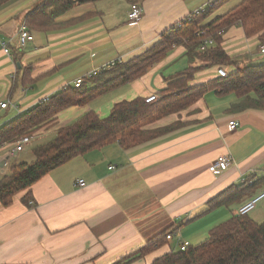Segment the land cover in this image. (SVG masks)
I'll return each instance as SVG.
<instances>
[{
  "label": "crops",
  "instance_id": "obj_1",
  "mask_svg": "<svg viewBox=\"0 0 264 264\" xmlns=\"http://www.w3.org/2000/svg\"><path fill=\"white\" fill-rule=\"evenodd\" d=\"M42 1L17 0L0 10V105L9 103L8 109L0 108V128L90 71L142 55L165 31L212 0H105L77 6L58 19L77 23L34 32V40L22 48L24 15ZM134 3L143 8L137 25L128 16ZM263 44L258 37L246 38L239 26L224 37L232 57L242 49L254 57ZM14 53L22 56L19 63ZM32 65L34 82L23 85V69ZM190 66L185 47L176 48L142 78L59 114L56 125L35 134L22 153L12 155L13 143L0 145V180L13 164L32 163V150L53 140L62 127L91 111L107 117L118 102L160 94L169 79ZM218 68L197 74L191 85L216 79ZM235 100L207 94L187 111L150 127L185 123L174 132L128 150L113 144L76 158L34 185L28 204L25 192L11 206L0 205V264H116L170 228L175 232L166 246L132 264H152L183 244L208 241L211 230L236 212L225 207L207 212L208 202L243 178L264 177V111L232 115L227 110ZM231 121L239 124L234 131ZM223 155H231L235 166L213 176L210 166ZM78 180L86 187L80 188Z\"/></svg>",
  "mask_w": 264,
  "mask_h": 264
},
{
  "label": "trees",
  "instance_id": "obj_2",
  "mask_svg": "<svg viewBox=\"0 0 264 264\" xmlns=\"http://www.w3.org/2000/svg\"><path fill=\"white\" fill-rule=\"evenodd\" d=\"M15 1L0 0V10ZM102 1L105 0H43L24 15L23 27L32 36L34 32L50 33L78 22L58 23L59 18L75 7ZM232 1L212 0L198 13L192 14L193 18L188 17L165 31L161 41L142 55L126 63L116 62L100 76L89 79L83 87L62 90L1 127L0 145L13 143L15 146L20 139L56 125L62 112L88 105L142 78L152 67L166 60L175 47L183 46L186 49L191 66L168 80V87L160 93V101L153 104H148L144 98L121 101L113 106L107 117L90 112L75 124L62 129L49 143L32 150V163L13 164L10 167L9 175L0 180V205L11 206L14 198L25 192L28 194L24 201L28 204L34 185L76 158L113 144L128 150L174 132L185 123L158 129L149 127L164 118L187 111L207 94L215 93L220 99L235 97L236 100L227 110L232 115L251 110L264 111V64L253 65L251 58L242 62L243 57H232L224 48V37L236 26L242 28L247 38L264 33V0H240L227 13L213 17ZM134 4L141 7L138 3ZM208 39H213L215 46L201 50ZM13 56L17 63L21 61L22 56L18 53ZM213 67H226L229 76L191 85L197 74ZM33 68L32 65L23 69V85L34 82ZM88 84L92 87L87 88ZM246 179L255 181L254 185H230L208 202L207 212L240 205L264 186V177L257 179L249 176ZM174 232L173 228L166 230L116 264H132L152 255L167 245L168 236H173ZM152 264H264V223L254 222L249 215H232L211 230L210 238L205 243L189 246L185 251H171Z\"/></svg>",
  "mask_w": 264,
  "mask_h": 264
},
{
  "label": "built area",
  "instance_id": "obj_3",
  "mask_svg": "<svg viewBox=\"0 0 264 264\" xmlns=\"http://www.w3.org/2000/svg\"><path fill=\"white\" fill-rule=\"evenodd\" d=\"M199 10H201V9H199ZM198 11L196 13H198ZM142 12H143L142 7H140L136 4L132 5L131 11L129 13V20L132 23V25H137L140 22V20L142 18ZM20 37H21L22 48H25L28 43H30L34 40V37L30 34V32L25 27L21 28ZM212 44H213L212 39H208L202 45L203 46L202 49L204 50L206 47H208L209 45H212ZM2 48L4 49L6 55H10V50L8 49L6 44H2ZM260 55L264 56V44L261 45V47H260ZM112 65H114V64L107 65L104 69H98V70L94 71V73H90L88 75V77L91 79V78L97 76L98 74H100L102 71L109 69ZM228 76H229V73L227 72V70L225 68H220L218 70V77L227 78ZM81 84H82V80L77 79V81H75V84L73 87L79 88L81 86ZM160 98L161 97L159 95H152V96H149L146 98V102L148 104L155 103V102L159 101ZM8 107H9V103H4V104L0 105V108L2 110H6V109H8ZM238 126H239V124L236 121H231L229 123V129L231 131L236 130L238 128ZM29 139H30L29 137H24V138L20 139V141L18 143H16V145L14 146L12 154L15 155V154L23 152L26 145L30 142ZM233 166H235L234 158L231 155H223L211 164L210 172L212 173L213 176L217 177V176H220L223 173L227 172ZM241 183L254 185L255 181H248L246 178H243ZM77 185L80 188L86 187V183L84 180L77 181ZM263 199H264V191L261 193V195H259L255 199H253V200L245 203L244 205H242L235 212L234 215H236V216H248L255 209L256 205L260 201H262ZM172 238H173V236H168V240H171ZM188 247H189L188 244H183L181 246L180 250L185 251Z\"/></svg>",
  "mask_w": 264,
  "mask_h": 264
},
{
  "label": "rangeland",
  "instance_id": "obj_4",
  "mask_svg": "<svg viewBox=\"0 0 264 264\" xmlns=\"http://www.w3.org/2000/svg\"><path fill=\"white\" fill-rule=\"evenodd\" d=\"M239 1L240 0H234V1H232V2H230V3H228L227 5H225L224 7H222L221 9H219L214 15H213V17L214 16H216V15H221V14H225V13H227L229 10H231L233 7H235L238 3H239ZM133 5V4H132ZM132 7V6H131ZM143 9V8H142ZM131 11V10H130ZM130 13V12H129ZM142 14H143V12H142ZM128 16H129V14H128ZM190 18H193V16H189ZM142 19V18H141ZM189 20H191V19H189ZM141 21V20H140ZM261 35H264V33H261L260 35H256V36H254V37H258V38H260L262 41L264 40V36L263 37H261ZM253 37V38H254ZM247 38V37H246ZM206 41V40H205ZM204 41V42H205ZM212 42H213V44L212 45H209L208 47H206L204 50H206V49H208V48H210V47H213V46H215V41L212 39ZM203 47V46H202ZM202 47H201V50H203L202 49ZM176 48H179V47H175L174 48V50L176 49ZM238 48H241V45H238ZM173 50V51H174ZM247 53V51H245V50H240L239 51V53L238 54H240V56L241 57H243V60H242V62H244V61H247V60H249L250 58H251V64H253V65H263L264 64V56H262V55H260V52H255L254 54H256V55H254V57H250L249 55H247L246 54ZM245 56V57H244ZM247 56V57H246ZM182 63H186V62H184V61H181V64ZM113 64H115V63H113ZM107 66V65H106ZM106 66H103L102 68H97V69H95V70H93V71H90L89 73H87L85 76H83L82 78H79V79H81L82 80V84H81V86L79 87V88H81V87H83L84 86V84L90 79L89 77H88V75L90 74V73H94V71H96V70H98V69H104ZM220 68H218V70H219ZM225 69L227 70V72L229 73V69H227L226 67H225ZM108 70V69H107ZM211 70V69H210ZM106 71V70H105ZM209 71V70H208ZM104 71H102L100 74H98L97 76H95V77H98V76H100L102 73H103ZM94 78V77H93ZM217 78H220V77H218V71H217ZM92 79V78H91ZM74 84H75V82L73 83V85L72 86H70V87H67V88H74L73 86H74ZM90 87H92V85L91 84H88L87 85V88H90ZM66 88V89H67ZM79 88H75V89H79ZM63 90H65V89H63ZM62 90H60V91H58V92H61ZM57 92V93H58ZM57 93H55V94H57ZM54 94V95H55ZM54 95H52V96H54ZM153 95H159L161 98H160V100L162 99V95L161 94H153ZM150 96H152V95H150ZM117 97V95L115 94V95H113V96H110V98H108V99H113V98H116ZM149 97V96H148ZM49 99V97H45L40 103H43V102H45V101H47ZM115 100H117V99H115ZM145 100H146V98H145ZM159 100V101H160ZM107 101V100H106ZM38 102V103H39ZM116 102V101H115ZM158 102V101H157ZM38 103H36V104H38ZM39 103V104H40ZM156 103V102H155ZM150 104H153V103H150ZM89 105V104H88ZM37 106V105H36ZM35 106V107H36ZM85 106H87V105H85ZM85 106H76V107H85ZM32 108H34V107H32ZM69 110V109H68ZM91 112H94V111H91ZM90 113V112H89ZM88 114V113H87ZM86 114V115H87ZM98 114V113H97ZM99 115V114H98ZM85 116V115H84ZM83 116V117H84ZM82 118V117H81ZM80 118V119H81ZM79 119V120H80ZM77 122V121H76ZM75 122V123H76ZM75 123H73V124H75ZM73 124H71V125H73ZM71 125H69V126H71ZM69 126H66V127H62L59 131H58V133L62 130V129H65V128H67V127H69ZM153 126V125H152ZM151 127V126H150ZM149 127V128H150ZM57 133V134H58ZM56 134V135H57ZM29 137V136H28ZM56 137V136H55ZM54 137V138H55ZM30 139V142L26 145V147L27 146H29L31 143H32V141H33V139H34V135H32V136H30L29 137ZM46 142V141H45ZM48 143L50 142V141H47ZM34 144H40V142H38V141H35V143ZM34 144L32 145V147L34 146ZM47 144V143H46ZM25 149V148H24ZM103 150V149H102ZM12 153H13V150H12ZM13 155V154H12ZM16 155V154H15ZM79 181V180H78ZM263 188H261L262 190H264V186H262ZM258 194L259 193H257V195H255L253 198H255L256 196H258ZM249 201H251V200H249ZM249 201H246V202H249ZM245 202V201H244ZM243 202V203H244ZM242 203V204H243ZM242 204H240V205H236V206H234V207H231L230 208V210L232 211L231 212V214L234 212V210H238V207L239 206H241ZM226 208V207H225ZM237 208V209H236ZM249 217L254 221V222H256V223H258V224H262V223H264V199L262 200V201H260L257 205H256V207H255V209L249 214ZM178 249H179V247H178ZM180 250V249H179ZM178 250V251H179ZM155 253V252H154Z\"/></svg>",
  "mask_w": 264,
  "mask_h": 264
},
{
  "label": "water",
  "instance_id": "obj_5",
  "mask_svg": "<svg viewBox=\"0 0 264 264\" xmlns=\"http://www.w3.org/2000/svg\"><path fill=\"white\" fill-rule=\"evenodd\" d=\"M20 67V66H19Z\"/></svg>",
  "mask_w": 264,
  "mask_h": 264
}]
</instances>
